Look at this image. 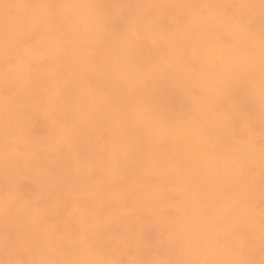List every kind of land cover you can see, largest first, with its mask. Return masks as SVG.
Wrapping results in <instances>:
<instances>
[{
  "label": "bare ground",
  "instance_id": "6f19581e",
  "mask_svg": "<svg viewBox=\"0 0 264 264\" xmlns=\"http://www.w3.org/2000/svg\"><path fill=\"white\" fill-rule=\"evenodd\" d=\"M0 264H264V0H0Z\"/></svg>",
  "mask_w": 264,
  "mask_h": 264
}]
</instances>
